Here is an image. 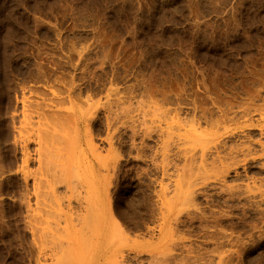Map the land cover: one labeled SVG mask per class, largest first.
Instances as JSON below:
<instances>
[{"label": "rangeland", "instance_id": "obj_1", "mask_svg": "<svg viewBox=\"0 0 264 264\" xmlns=\"http://www.w3.org/2000/svg\"><path fill=\"white\" fill-rule=\"evenodd\" d=\"M98 243L264 264V0H0V264Z\"/></svg>", "mask_w": 264, "mask_h": 264}, {"label": "bare ground", "instance_id": "obj_2", "mask_svg": "<svg viewBox=\"0 0 264 264\" xmlns=\"http://www.w3.org/2000/svg\"><path fill=\"white\" fill-rule=\"evenodd\" d=\"M234 131L235 130L233 128H230V127L225 129L226 134L233 133L232 135H235L236 132L234 133ZM211 135H212V138L210 139L209 143H213L214 147H217L218 141H220V138L223 136V134L219 135L218 131H214L213 133H211ZM28 145H29L28 143L24 145V150H25L24 156H25V161H27V162H29L31 160L30 152L28 151ZM92 194L96 198L97 203H98V205H97L98 219H101V211H103L104 205H105L104 204L105 200L103 199V196H102L104 194L101 191V189H99L98 187H97V194H96V192L94 194V191L92 192ZM54 196L56 197V195H54ZM100 206H102L103 209L100 208ZM49 212H50L49 209H46V208L41 209L40 206H38V209H34L30 206V209H29V226H30L35 238H41L43 236V234H41L42 229H43L42 224L44 223V220H47L46 216H49ZM85 217H87V215H85ZM64 219L66 220L67 223L71 222L68 214L64 215ZM90 248H92V246ZM43 250H45V249L43 248ZM92 251H93V258L87 264H107V263H115L116 262V256L108 255L107 251L104 250V248H103V244H101V243H98L96 248H94ZM42 252H44V251H42ZM113 254H115V253H113Z\"/></svg>", "mask_w": 264, "mask_h": 264}]
</instances>
